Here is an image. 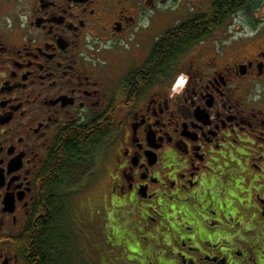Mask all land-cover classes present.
I'll return each mask as SVG.
<instances>
[{
  "label": "flooded vegetation",
  "instance_id": "flooded-vegetation-1",
  "mask_svg": "<svg viewBox=\"0 0 264 264\" xmlns=\"http://www.w3.org/2000/svg\"><path fill=\"white\" fill-rule=\"evenodd\" d=\"M75 139L77 199L176 223L172 264H264V0H0V264L37 261Z\"/></svg>",
  "mask_w": 264,
  "mask_h": 264
},
{
  "label": "rangeland",
  "instance_id": "rangeland-1",
  "mask_svg": "<svg viewBox=\"0 0 264 264\" xmlns=\"http://www.w3.org/2000/svg\"><path fill=\"white\" fill-rule=\"evenodd\" d=\"M239 184L243 185L238 182L234 189L238 190ZM240 193L237 194L240 196ZM137 211L132 208L125 214L130 219H122L116 211L105 207L97 192L79 198L74 206L73 220L77 229L76 245L67 254L68 263L75 259L78 264H172L171 247L165 238H171L169 230L176 223L160 221L158 224H166L168 230L164 234H153L139 223ZM239 215L240 220H246L248 214ZM250 220L256 221L257 217L252 216ZM241 231L243 238L248 237L245 233L251 238L259 228L241 225Z\"/></svg>",
  "mask_w": 264,
  "mask_h": 264
},
{
  "label": "trees",
  "instance_id": "trees-1",
  "mask_svg": "<svg viewBox=\"0 0 264 264\" xmlns=\"http://www.w3.org/2000/svg\"><path fill=\"white\" fill-rule=\"evenodd\" d=\"M163 44L162 41L157 46L162 48L161 51L177 55L178 48L181 49L190 43L186 37V39L178 38L175 41L167 42V45ZM89 143L88 139L84 141V144L82 143L84 150L78 147L81 143L77 139L69 143L68 149H65L62 155L66 160L65 164L56 166L58 172L54 173L57 176L53 174L47 183L46 223L39 224L37 231L33 232V250L37 259L35 264H69L67 254L76 245L77 238V229L73 222L75 199L82 193V189L88 188L85 186L88 182L86 178L93 166L90 153L83 154L89 148ZM74 260L70 264H78V261Z\"/></svg>",
  "mask_w": 264,
  "mask_h": 264
},
{
  "label": "clouds",
  "instance_id": "clouds-1",
  "mask_svg": "<svg viewBox=\"0 0 264 264\" xmlns=\"http://www.w3.org/2000/svg\"><path fill=\"white\" fill-rule=\"evenodd\" d=\"M146 26V25H145Z\"/></svg>",
  "mask_w": 264,
  "mask_h": 264
}]
</instances>
